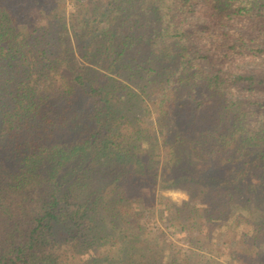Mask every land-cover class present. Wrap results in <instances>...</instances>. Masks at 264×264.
Listing matches in <instances>:
<instances>
[{"label": "trees", "instance_id": "obj_1", "mask_svg": "<svg viewBox=\"0 0 264 264\" xmlns=\"http://www.w3.org/2000/svg\"><path fill=\"white\" fill-rule=\"evenodd\" d=\"M263 112L264 0H0V264L264 247Z\"/></svg>", "mask_w": 264, "mask_h": 264}, {"label": "rangeland", "instance_id": "obj_2", "mask_svg": "<svg viewBox=\"0 0 264 264\" xmlns=\"http://www.w3.org/2000/svg\"><path fill=\"white\" fill-rule=\"evenodd\" d=\"M261 117H264V112ZM160 192L179 203L188 199L187 193L182 190L168 189ZM149 226L152 227L153 231L160 234L159 244L170 245L171 251L180 264H186V258H192L193 255H196L195 257L205 254L211 255L208 249L204 247L207 244H203L201 241L199 242L197 237L192 235L190 237V235L186 234V231L176 228L168 222L159 220L156 216L151 218ZM193 241H197L198 243L194 244L192 243ZM262 245V241L255 243L252 239L246 244L240 243L237 245L238 248L232 251L233 258L229 259L225 253V255H217L219 256L217 264H264V247Z\"/></svg>", "mask_w": 264, "mask_h": 264}]
</instances>
